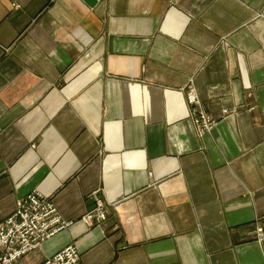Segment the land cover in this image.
I'll return each instance as SVG.
<instances>
[{"label": "crops", "instance_id": "crops-1", "mask_svg": "<svg viewBox=\"0 0 264 264\" xmlns=\"http://www.w3.org/2000/svg\"><path fill=\"white\" fill-rule=\"evenodd\" d=\"M33 192L73 225L16 264H264V0H0V223Z\"/></svg>", "mask_w": 264, "mask_h": 264}, {"label": "built area", "instance_id": "built-area-1", "mask_svg": "<svg viewBox=\"0 0 264 264\" xmlns=\"http://www.w3.org/2000/svg\"><path fill=\"white\" fill-rule=\"evenodd\" d=\"M192 121L200 136L210 133L217 122L202 110L201 102L192 89L188 92ZM107 220L102 200L97 201L94 212L83 218L87 226ZM72 222L61 216L52 199L33 192L17 202L14 213L0 223V264H16L20 259L41 247L60 232L70 228ZM261 238L264 237L260 232ZM42 264H84L75 245H69L48 257Z\"/></svg>", "mask_w": 264, "mask_h": 264}, {"label": "water", "instance_id": "water-1", "mask_svg": "<svg viewBox=\"0 0 264 264\" xmlns=\"http://www.w3.org/2000/svg\"><path fill=\"white\" fill-rule=\"evenodd\" d=\"M91 7H95L100 0H84Z\"/></svg>", "mask_w": 264, "mask_h": 264}, {"label": "rangeland", "instance_id": "rangeland-1", "mask_svg": "<svg viewBox=\"0 0 264 264\" xmlns=\"http://www.w3.org/2000/svg\"><path fill=\"white\" fill-rule=\"evenodd\" d=\"M203 110V109H202ZM204 111V110H203ZM205 112V111H204ZM206 113V112H205ZM264 234V233H263ZM258 236H259V239H261V236H260V233L258 234ZM21 260V259H20Z\"/></svg>", "mask_w": 264, "mask_h": 264}]
</instances>
